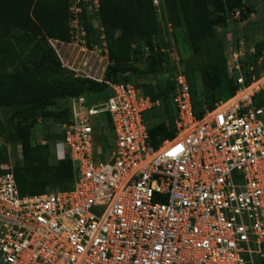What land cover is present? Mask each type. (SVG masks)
Instances as JSON below:
<instances>
[{
    "label": "built area",
    "instance_id": "built-area-1",
    "mask_svg": "<svg viewBox=\"0 0 264 264\" xmlns=\"http://www.w3.org/2000/svg\"><path fill=\"white\" fill-rule=\"evenodd\" d=\"M69 2L70 39L50 43L65 69L111 95L64 100L58 144L73 164L71 188L23 195L13 168L1 165L0 264H264V51L228 43L235 91L201 116L178 57L176 135L154 147L145 114L162 101L106 77L100 0ZM153 4L167 41L174 24L164 0ZM86 19L101 43L90 41Z\"/></svg>",
    "mask_w": 264,
    "mask_h": 264
},
{
    "label": "trees",
    "instance_id": "trees-1",
    "mask_svg": "<svg viewBox=\"0 0 264 264\" xmlns=\"http://www.w3.org/2000/svg\"><path fill=\"white\" fill-rule=\"evenodd\" d=\"M168 19L187 29L193 49L186 60L188 68L204 67V77L214 90L225 83L228 98L235 91L224 57L226 28L233 9L246 6L241 19L253 11L245 0H164ZM69 0H0V135L8 143L20 142L22 162L13 168L21 194L45 191L48 188L68 189L75 181L71 160L50 161V145L33 144L32 129L40 116L53 117L59 124L68 120L65 99L85 94L102 99L111 95L105 83L75 77L62 63L50 39H70ZM84 19L86 15L84 13ZM99 18L109 47L112 64L107 78L115 82H132L165 107H152L145 114L150 143L157 147L176 135L175 111L170 102L174 68L165 67L169 53L165 45L164 26L158 19L153 0H100ZM91 37L94 28L86 19ZM100 34V33H99ZM91 39V38H90ZM158 40L155 51L154 40ZM93 41V40H92ZM146 47L150 52L147 54ZM145 64L140 67L137 64ZM182 64V63H181ZM184 66V65H183ZM168 74V85L157 77ZM190 82V80H189ZM198 116L205 109L193 95ZM222 95V93H221ZM61 101L63 109H49ZM211 106L209 108H213ZM111 135V129H109ZM62 134V133H61ZM8 162L7 152L0 149L1 165Z\"/></svg>",
    "mask_w": 264,
    "mask_h": 264
},
{
    "label": "rangeland",
    "instance_id": "rangeland-1",
    "mask_svg": "<svg viewBox=\"0 0 264 264\" xmlns=\"http://www.w3.org/2000/svg\"><path fill=\"white\" fill-rule=\"evenodd\" d=\"M246 3L253 7V11L249 14L248 18L245 20L230 19L227 22L226 28L224 26H219V31L227 30V34L224 38L226 42V50L224 51V57H227V46L231 42L233 45H241V42L246 48H251L254 46L256 50L260 53L264 51V0H245ZM94 28L95 25L93 24ZM96 29H98L96 27ZM100 33V34H99ZM101 30L93 31L90 41L93 43H101ZM164 34V33H163ZM168 38L165 41L164 51L169 53V59L165 62V67L176 69L175 62L179 57L180 67L184 70L187 75L188 80L192 83L193 95L199 102L198 107L208 110L209 107L215 106L218 101H221L223 95H227V87L225 83H221L217 89L213 92L210 88V83L206 81L204 77V72L206 71L203 67H197L195 69L188 68L186 65V60L192 55L193 49L189 40L188 32L186 27L179 26L177 30L173 33V38L169 37V34L165 32ZM163 36V35H162ZM164 38V37H163ZM175 47V48H174ZM179 62V61H178ZM140 67H145V64H137ZM172 65V66H171ZM184 65V66H183ZM175 74V73H174ZM168 74L158 76L156 79L161 83L168 85L169 77ZM222 93V95H221ZM57 102L56 105L50 107L49 109L60 111L63 109V105ZM162 105V103H161ZM159 107L160 111L163 112L165 107ZM31 141L33 144H48L53 149L56 143L63 141V135L61 134V124L59 120L53 117H43L38 118V122L32 129ZM0 149L8 154V162L11 167L22 162V147L20 142L8 143L2 135H0ZM53 157L56 158L53 154ZM50 189H53L50 187Z\"/></svg>",
    "mask_w": 264,
    "mask_h": 264
},
{
    "label": "crops",
    "instance_id": "crops-1",
    "mask_svg": "<svg viewBox=\"0 0 264 264\" xmlns=\"http://www.w3.org/2000/svg\"><path fill=\"white\" fill-rule=\"evenodd\" d=\"M105 126H107V131H108V133H109V129H110V126H109V124H105ZM58 143H60L59 141H58ZM58 143H56V145L53 147V149L50 147V161L52 162V163H56V162H58V161H60V160H64L63 158H61L60 156L63 154L62 153V146H60ZM53 154H54V156L56 157V158H54L53 157Z\"/></svg>",
    "mask_w": 264,
    "mask_h": 264
}]
</instances>
